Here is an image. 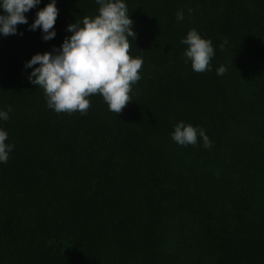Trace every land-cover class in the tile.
<instances>
[{"label": "trees", "instance_id": "1", "mask_svg": "<svg viewBox=\"0 0 264 264\" xmlns=\"http://www.w3.org/2000/svg\"><path fill=\"white\" fill-rule=\"evenodd\" d=\"M126 3L143 65L118 114L98 94L85 115L57 114L23 67L94 0H57L47 42L27 25L0 36V109L12 108L0 127L14 146L0 164V264H264V0ZM193 28L213 42L211 71L185 63ZM181 120L212 147L173 142Z\"/></svg>", "mask_w": 264, "mask_h": 264}, {"label": "clouds", "instance_id": "2", "mask_svg": "<svg viewBox=\"0 0 264 264\" xmlns=\"http://www.w3.org/2000/svg\"><path fill=\"white\" fill-rule=\"evenodd\" d=\"M40 3L41 0H0V36L23 35L17 26L27 25L29 31L39 29L43 41L54 39L57 0H48L35 12L31 24L28 23L25 13ZM94 3L98 5L96 13L68 24L66 32L71 35L58 48L52 46L51 51L35 53L24 62L23 67L31 69L27 79L43 90L46 107L57 114L85 115L91 106L89 97L97 94L110 112L118 114L132 101V86L141 79L143 58L130 55L135 33L126 0H94ZM175 20H184L183 10L175 13ZM180 43L186 45L185 63L190 62L194 72L212 70L210 61L215 52L210 39L203 38L193 28ZM225 72L224 66L216 69L218 76ZM11 111V106L0 109V122H6ZM170 137L184 147L195 146L198 138L204 149L212 147L202 127L182 120L174 125ZM7 140L8 132L0 127V164L7 163L14 147Z\"/></svg>", "mask_w": 264, "mask_h": 264}]
</instances>
